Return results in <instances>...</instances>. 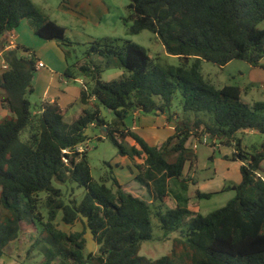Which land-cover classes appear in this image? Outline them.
<instances>
[{
	"label": "trees",
	"instance_id": "trees-1",
	"mask_svg": "<svg viewBox=\"0 0 264 264\" xmlns=\"http://www.w3.org/2000/svg\"><path fill=\"white\" fill-rule=\"evenodd\" d=\"M128 9L129 33L151 31L179 64L159 67L143 46L107 37L89 41L84 61L69 65L65 52L64 76L75 79L76 68L92 82H84L79 95L89 107L71 123L64 122L68 107L45 100L32 104L27 98L33 91L35 54L28 56L30 50L18 45L3 52L8 68L0 70V105L7 110L0 120V258L11 242L28 234L33 241L26 258L35 251L43 255V264H264V179L259 173L264 138L249 151L237 136L245 131L264 136V101L245 103V89L236 84L219 88L201 71L203 61L222 67L232 60L264 70V27H258L264 0H130ZM23 20L39 40L70 44L65 28L32 0H0V37ZM111 66L124 73L103 81V68ZM177 91L183 111L195 118L175 122L173 134L160 145L149 146L125 125L133 111L164 114L171 121ZM100 106L114 114L110 122ZM88 126H105L99 139H109L129 160L132 180L146 189L151 202L126 191L111 175L91 176L87 150L76 149L88 139ZM205 136L212 146L217 141L230 146L232 161L240 164V182L228 186L234 196L205 215L191 211L189 198L180 192H173L175 206L166 207L170 181L189 188L184 169L194 165L196 152L188 141L201 143ZM54 183H75L84 194L79 201L64 200ZM195 194L211 195L198 189ZM59 213L61 222L80 224V229H61ZM152 216L164 237L179 231L171 252L156 259L139 255L141 242L152 237ZM87 232L96 252H84Z\"/></svg>",
	"mask_w": 264,
	"mask_h": 264
},
{
	"label": "rangeland",
	"instance_id": "rangeland-1",
	"mask_svg": "<svg viewBox=\"0 0 264 264\" xmlns=\"http://www.w3.org/2000/svg\"><path fill=\"white\" fill-rule=\"evenodd\" d=\"M32 2L49 19L54 20L65 28V37L70 44L68 46H60L55 41L39 40L30 30L26 20H23L15 29L17 33L20 31L22 42H26L23 43V46L35 54L36 59L46 65L48 64L46 66L47 69L43 70L42 77L40 76V71L35 73L32 80L33 91L27 94V98L32 104L39 103L42 100L45 89L53 79L55 83L53 86L58 85L60 87V90L56 89L55 91H57L64 103L67 102L65 107H68V110L64 117V122L66 123H71V116L75 114L74 112L79 111L80 104L75 102L74 96L76 94L78 96V90L81 89L84 82L90 85H92V82L83 76L79 70L73 68L75 79H68L63 76L62 78H66L67 84H58L59 75L56 78L52 75H55L54 72H61L59 70L62 69V62H64L65 67V52H67V63L69 65L84 61L89 41L107 37L116 40H129L143 46L154 63L159 67L179 64L178 57L167 54L163 45L151 31L143 30L137 34L129 33V26L124 19L129 13L128 5L130 0H32ZM258 27L263 28L264 21ZM96 61L101 65L104 63V60L100 58H97ZM201 71L206 78L219 88L226 84H236L245 89L241 97L245 103L252 104L255 101H264V71L260 68L252 67L240 60H232L222 67L203 61ZM123 73L124 69L111 66L103 68L100 76L103 81H110L119 78ZM61 74L63 73L61 72ZM45 76H48V79H45ZM67 87H71L70 91L63 93ZM70 95L73 97H70ZM100 110L106 121L110 122L114 118V114L107 108L100 106ZM170 113L173 124L184 118L190 121L195 118L193 112L185 113L183 111L179 91L173 97ZM148 116L155 117L154 114H148ZM175 116L177 117L175 118ZM3 117L0 114V120ZM132 121L131 114H126L124 118L125 125L131 126ZM135 123L139 124L138 120H135ZM103 130H105L103 127L101 130L97 127L88 126L85 129L88 139L83 144L78 145V151L87 150L91 176L95 180H100L105 174L111 175L117 178L120 184L126 185L124 187L126 191L151 202V197L146 189L132 180V174L128 169L129 160L118 153L117 148L109 139H99V137L104 135ZM168 133V130H164L161 135L166 136ZM237 136L241 138L242 147L247 148L249 151H252L253 147H259L264 138L262 134L251 131L239 133ZM188 146L196 152L194 165L191 168L186 166L184 169L183 177L191 178L187 182L189 188L188 190H183L180 186L171 184L170 181V196L165 199L166 207L175 206V201L172 197L173 192H180V194L189 198L187 205L191 211L205 215L225 206L234 196V192L229 190L228 186L240 182V164L232 161V148L230 146L220 145L218 141L212 146V140L207 136L203 138L201 143L191 139L188 141ZM262 166L264 168V162ZM259 173L264 178V172L260 170ZM107 184L110 185L111 180ZM54 185L62 189L64 200L75 198L79 201L84 194L83 189L77 188L75 183H67L66 185L54 183ZM196 189L201 193H211V195L206 198H198L195 194ZM56 222L65 231L80 229V224L72 227L61 222V213L58 214ZM151 222L152 237L141 242L139 255L148 259H156L171 252V242L179 237V231L170 232L166 238L164 237V230L160 228L156 217L152 216ZM85 238L86 246L84 252H96L98 246L92 240L89 232L85 234ZM30 241H33L32 236L30 237L26 234L20 238L18 243L11 242L6 247L5 254L0 258V264H43V255L40 253L36 254L35 251H33L35 253L33 257L31 255L30 258H26V251Z\"/></svg>",
	"mask_w": 264,
	"mask_h": 264
},
{
	"label": "crops",
	"instance_id": "crops-1",
	"mask_svg": "<svg viewBox=\"0 0 264 264\" xmlns=\"http://www.w3.org/2000/svg\"><path fill=\"white\" fill-rule=\"evenodd\" d=\"M11 32H12V34L14 36L15 44L20 46V47H24L23 43H26V42H22L20 31L18 33L15 30H13ZM28 35H29V33H28ZM18 40H19V42H18ZM43 41H49L50 42L51 40H43ZM0 45H3V36L0 37ZM1 49L2 48L0 46V51H1ZM36 61H40V60L35 58V62ZM47 65L44 64L43 68L36 69V72H38V71L41 72V75H40L41 77L43 76V70L47 69V67H46ZM66 66H67L66 61H65V67H64V62H62V69L59 70V71H61L63 74H61V72L60 73L59 72H54L55 75L54 74L52 75V76H55V78L59 75V78L57 79L59 85H61V83L65 84V85L67 84L66 78L65 79L62 78L64 76V71L66 69ZM0 70H2L1 69V64H0ZM261 70H263V69H261ZM47 77L45 76V79H48ZM54 84L55 83H54V81L52 79L50 85L44 91V94L42 96V100L49 101V102L56 101L61 107L65 108V104L67 102L64 103L62 98H60V96L57 93V91H55L56 89L60 90V87L58 85L54 87L53 86ZM70 89H71V87H67L64 90L63 93H66L67 91H70ZM79 95H80V90H78V96H77V94H76V96H74V99H76L75 102H79V104H80L79 111L78 112H74L75 114L71 116L72 120L77 115H79L81 113L83 108H88L89 107L88 105H83V104L80 103ZM70 97H73V96L70 95ZM90 102H91L90 104L92 105L94 103V100H92ZM0 114L2 116H5L7 114V110L5 108L1 107V105H0ZM130 114H131V116L133 118V121H132L131 126H129V128L131 129V131L134 134H136L137 136L142 138L149 146H158V145H160L161 143H163L166 140L167 137L172 135L173 132H174L175 124H173L171 121H168L167 118H166V115H164V114L155 115V117H150L148 115H143L142 113L137 112V111H133ZM135 120H138L139 124H136ZM164 130H168L169 131V133L166 134V136H162L161 135V132L164 131ZM245 132H247V131H245ZM251 132H254V131H251ZM262 165H263V163H262ZM261 167H262V171L264 172L263 166H261ZM129 183H130V181H129Z\"/></svg>",
	"mask_w": 264,
	"mask_h": 264
},
{
	"label": "built area",
	"instance_id": "built-area-1",
	"mask_svg": "<svg viewBox=\"0 0 264 264\" xmlns=\"http://www.w3.org/2000/svg\"><path fill=\"white\" fill-rule=\"evenodd\" d=\"M3 40H4V45H3V49H1L0 51V64H1V69H7L8 65L3 59V52L9 49H13L16 46V44L14 41V36L11 31H8L3 35ZM28 56H31V53H28ZM43 67H44V63L42 61L35 62L36 69H41ZM76 149L79 150V147L77 146Z\"/></svg>",
	"mask_w": 264,
	"mask_h": 264
},
{
	"label": "water",
	"instance_id": "water-1",
	"mask_svg": "<svg viewBox=\"0 0 264 264\" xmlns=\"http://www.w3.org/2000/svg\"><path fill=\"white\" fill-rule=\"evenodd\" d=\"M103 128H105V126H103Z\"/></svg>",
	"mask_w": 264,
	"mask_h": 264
}]
</instances>
